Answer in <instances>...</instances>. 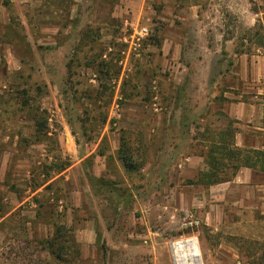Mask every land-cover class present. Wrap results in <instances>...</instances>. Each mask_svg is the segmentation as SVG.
I'll return each instance as SVG.
<instances>
[{
    "label": "rangeland",
    "instance_id": "rangeland-1",
    "mask_svg": "<svg viewBox=\"0 0 264 264\" xmlns=\"http://www.w3.org/2000/svg\"><path fill=\"white\" fill-rule=\"evenodd\" d=\"M91 2L28 0L24 2L27 6L20 9L17 0H0V44L12 51L0 57V134L15 128L8 120L12 113L34 114L48 123L50 131L62 128L61 123L67 127L69 122L82 156L90 146H95L96 152L99 148L107 152L110 132L116 151L121 146L123 154L131 156L132 168L126 172L119 159L123 172L109 164V177H93L89 159L81 180L75 181H80L82 191L73 192V196L83 199V204L71 206L75 217L72 225L67 223L71 205L67 189L73 186V179L68 187L62 182L52 186L50 206L45 208L48 218L42 220L34 218L35 211L27 202L20 206L17 203L27 187L41 183L39 170L31 178L9 172L5 184L16 195L5 199L8 189L0 186V264H174L170 245L186 238L197 239L200 264H238L239 259L232 258L231 252L219 248L226 242L241 255L253 256L249 264H264V221L230 224L219 230L208 228L195 210L185 214L174 209L169 197L174 184L168 179L173 164L200 153L193 141L200 144L201 140L205 147L217 140L219 130L229 127L232 120L214 109V104L219 105L225 98L223 90L213 84L231 64L228 52L264 47V25L257 23L248 29L224 8L220 29L225 39L213 35L207 41L210 48L221 50L220 65L216 67L222 70H209L218 58L205 57L207 52L202 47L207 42L193 34L184 48L188 78L185 84L173 88L171 81L161 82L164 73L158 75L152 67L153 48L159 46L154 20L149 25L138 23L149 30L143 55L130 59L124 68L118 63L124 21L114 23L109 38L105 37L106 25L85 20ZM251 2L252 9L258 11V0ZM72 3L73 23L69 24ZM53 4L60 10L61 27L54 42L51 33L55 26L50 22ZM196 25L190 24V29L196 31ZM231 36L237 39L225 44ZM203 80L208 86H203ZM109 110L113 123L96 146ZM213 110L214 114L208 115ZM22 146L24 143L19 144ZM61 153L56 165L68 164L67 151L62 148ZM24 159V155L19 157L21 163ZM33 159L37 166L41 156L37 154ZM190 216L201 224L185 227ZM230 220L237 221V217ZM58 227L62 228L60 232L56 231ZM228 258H232L231 263Z\"/></svg>",
    "mask_w": 264,
    "mask_h": 264
},
{
    "label": "crops",
    "instance_id": "crops-1",
    "mask_svg": "<svg viewBox=\"0 0 264 264\" xmlns=\"http://www.w3.org/2000/svg\"><path fill=\"white\" fill-rule=\"evenodd\" d=\"M15 1L10 0L11 3ZM26 1L28 0H17L18 7L22 9L27 6L24 3ZM251 1L254 0H92L89 16L85 20L88 24L106 25L105 37L107 38L111 32L110 27L120 20L132 24L141 22L146 25L154 20L157 25L154 32L157 34L159 46L153 48L152 67L155 68L154 71H157V74L164 73L160 76L161 82L169 80L173 83H171L173 88H178L186 83L189 75V67L183 58L184 48H186V42L190 36L194 34L195 38L204 39L206 42L210 38L213 39V35H215V39H225L224 31L220 29L224 22V8H227L228 12L235 15L248 29L253 28L257 23L264 25V0H258L259 6H261L258 11L252 9ZM53 7L55 10L51 9L53 13L50 22L55 26L51 33V39L54 42L60 35L61 27L60 10L55 4ZM68 20L69 24L73 23V3L69 9ZM190 24H199L196 25V31L190 29ZM235 39L237 37L231 36L228 41H225V44L228 42L232 44ZM202 48L207 52L204 54L205 57L218 58L209 70L220 72L222 69L218 70L216 64L220 65L221 50L210 48L208 42ZM9 52L12 53L9 46L0 44V57L1 55L5 57ZM228 53L232 58L231 64L226 68L227 70L222 72L223 77L220 74V78L213 84V87L223 90L225 101L219 105L213 103L214 109L222 111L233 121L232 128L236 129L234 136L236 147L264 151V47H252L251 51H230ZM15 54L17 55V53ZM202 83L204 87L208 86L204 80ZM107 113L108 116L105 118L106 122L101 129L102 134L98 138L96 146L104 140L107 127L113 123L111 111L109 110ZM212 114H214V110L208 113V115ZM36 119L32 115H25L22 112L12 113L8 116V120L15 128L7 129V131L5 129L0 134V186L8 189L5 199L8 197L12 199L11 196L16 195L5 184L9 172H12V176L23 173V176L31 178L35 171L39 170L38 175L41 183L35 187H27L24 194L19 197L22 199L16 200L19 206L27 202L29 206L33 207L35 219L48 218L45 208L50 206V189L58 182H62L68 187L73 179V186L67 189L70 207L73 204L77 207L83 204V199L77 200L73 196V192L82 191L80 181L79 183L75 181L76 179L81 180V173L84 175L83 168L89 159L92 160L91 175L93 177H109L111 175L109 164L117 167L120 173L123 172L117 155L118 150L116 151L117 147H114L112 144L114 141H110L109 138V135L113 136V133L107 132V140L110 144L107 152L103 150L104 148L101 150L99 148L96 152V147L90 146V149H86V153L80 156L79 146L75 141L69 122L67 127L66 124L61 123L63 127L56 128L55 131H50L48 123H46V129L38 132L35 127ZM46 119L48 120V118ZM199 119L206 120L205 117ZM190 132H194V129H190ZM39 136H43V139L36 138ZM33 137L34 140H30ZM49 140H53L55 143L53 144ZM20 143H24V146L19 147ZM193 143H197L200 153L186 156L173 164V171L168 178L169 182L174 184L169 194L174 202V209H181L185 211V214L188 210H195L202 217L204 224L213 230H219L230 224L254 225L264 221V172L262 171L242 167L230 180L213 185L183 183V181L195 180L200 172L208 169L204 153L210 143H206L205 147H202L201 140L200 144L198 140ZM62 148L65 153L67 151L70 157L68 164H63L64 169L61 171L49 170V178L44 179V167L55 164L61 159ZM37 154L41 156V159L36 166L33 158ZM21 155L25 157L23 163L19 160ZM39 166L42 167V170L39 169ZM47 185H50L49 189L45 188ZM70 207L67 209V223L72 225L75 217L73 208ZM234 216L237 217V221L230 220ZM219 248L231 252L232 258L239 259L236 261L238 264H249L251 258L254 259L253 256L250 258L241 255L236 251L234 245L228 242L219 245ZM232 258H228L230 263Z\"/></svg>",
    "mask_w": 264,
    "mask_h": 264
},
{
    "label": "trees",
    "instance_id": "trees-1",
    "mask_svg": "<svg viewBox=\"0 0 264 264\" xmlns=\"http://www.w3.org/2000/svg\"><path fill=\"white\" fill-rule=\"evenodd\" d=\"M28 109L30 110V107ZM32 116L35 117L34 114ZM102 121L104 122L105 118ZM232 124L233 121H229V127L218 131L217 140L211 141L204 153L207 158L208 169L200 172L195 180H188L187 184L213 185L227 181L233 178L242 167L264 172V151L236 147L234 144L236 129L232 128ZM35 127L38 132L44 131L46 123L42 119L41 121L36 119ZM123 150L124 148L120 146L118 156L122 161L124 170L129 173L132 168L131 156L128 155V150H126V154H123ZM44 169V179H47L50 176L49 170L61 171L64 169V165H56L55 163L45 166ZM45 188L49 189L50 185ZM55 199L57 200V198ZM61 229L58 227L56 231L60 232Z\"/></svg>",
    "mask_w": 264,
    "mask_h": 264
},
{
    "label": "built area",
    "instance_id": "built-area-1",
    "mask_svg": "<svg viewBox=\"0 0 264 264\" xmlns=\"http://www.w3.org/2000/svg\"><path fill=\"white\" fill-rule=\"evenodd\" d=\"M124 32L119 38L123 45V50L120 52L118 63L124 68L132 58H142L143 43L149 35V30L146 26H141L138 23L123 22ZM124 68L122 72L124 71ZM201 221L190 216L189 220L184 223L185 227H198Z\"/></svg>",
    "mask_w": 264,
    "mask_h": 264
},
{
    "label": "bare ground",
    "instance_id": "bare-ground-1",
    "mask_svg": "<svg viewBox=\"0 0 264 264\" xmlns=\"http://www.w3.org/2000/svg\"><path fill=\"white\" fill-rule=\"evenodd\" d=\"M174 264H200L201 251L196 238L175 241L171 245Z\"/></svg>",
    "mask_w": 264,
    "mask_h": 264
}]
</instances>
